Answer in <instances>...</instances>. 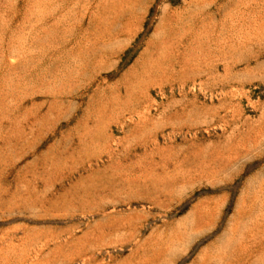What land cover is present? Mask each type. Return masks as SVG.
<instances>
[{
	"label": "rangeland",
	"instance_id": "obj_1",
	"mask_svg": "<svg viewBox=\"0 0 264 264\" xmlns=\"http://www.w3.org/2000/svg\"><path fill=\"white\" fill-rule=\"evenodd\" d=\"M0 264H264V0H0Z\"/></svg>",
	"mask_w": 264,
	"mask_h": 264
}]
</instances>
